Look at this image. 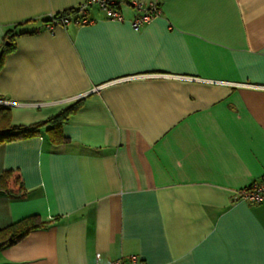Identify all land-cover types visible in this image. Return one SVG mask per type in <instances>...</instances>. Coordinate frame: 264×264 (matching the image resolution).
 Segmentation results:
<instances>
[{"label": "crops", "instance_id": "1", "mask_svg": "<svg viewBox=\"0 0 264 264\" xmlns=\"http://www.w3.org/2000/svg\"><path fill=\"white\" fill-rule=\"evenodd\" d=\"M85 1L0 0L11 123L78 101L61 142L42 127L0 145V229L46 223L0 264H264V202L234 198L264 174V0H142L160 14L138 29L134 9L93 5L89 24L46 26Z\"/></svg>", "mask_w": 264, "mask_h": 264}, {"label": "built area", "instance_id": "2", "mask_svg": "<svg viewBox=\"0 0 264 264\" xmlns=\"http://www.w3.org/2000/svg\"><path fill=\"white\" fill-rule=\"evenodd\" d=\"M96 5L105 17L109 20L123 21L121 5H126L136 11L134 17L130 20V25L134 29H138L146 22L160 14V8L155 1L144 3L142 0H86L74 8V12H61L58 14L49 15L46 20V26L51 29L56 25L67 26L72 23L77 26L86 25L92 22V19L86 15V9L90 6ZM75 98L67 100V102L75 101ZM7 102H4V104ZM234 198L236 200L245 201L250 204H257L264 202V174L249 185L238 190ZM94 264H101L99 262V254L96 255V262ZM105 264H145L139 256L129 254L111 260Z\"/></svg>", "mask_w": 264, "mask_h": 264}, {"label": "trees", "instance_id": "3", "mask_svg": "<svg viewBox=\"0 0 264 264\" xmlns=\"http://www.w3.org/2000/svg\"><path fill=\"white\" fill-rule=\"evenodd\" d=\"M73 9L66 10L64 12L72 13ZM13 34L12 31H8L5 40L0 45V62L2 56L9 52L13 47ZM78 106V101L69 105L63 109L56 116L48 119L44 122H38L31 125H14L10 121L9 108L0 104V145L4 142L29 138L39 135L40 129L46 127L49 139L52 143L56 144L63 140L61 127L67 120L69 115L75 111ZM12 177V172L6 170L0 173V193H7L12 195L13 193L9 189V182ZM46 223H41L37 220V216H31L21 221L10 224L9 226L0 229V247L13 244L28 232L33 229L45 226Z\"/></svg>", "mask_w": 264, "mask_h": 264}]
</instances>
